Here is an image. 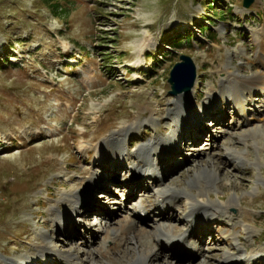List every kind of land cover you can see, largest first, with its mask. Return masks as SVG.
Returning <instances> with one entry per match:
<instances>
[{"label": "rangeland", "instance_id": "rangeland-1", "mask_svg": "<svg viewBox=\"0 0 264 264\" xmlns=\"http://www.w3.org/2000/svg\"><path fill=\"white\" fill-rule=\"evenodd\" d=\"M53 1L62 9L60 16L44 0H0V264L27 259L39 264L26 256L39 248L41 237L36 232L51 230L49 247L56 252L48 255L51 264H63L59 256L68 252H76L82 264H106L97 258L87 260L91 256L87 253H96L97 237L106 228L102 223L108 216L121 222L124 205L141 198L153 219L158 213L155 190L165 185L184 188L211 164L220 168L222 183L221 190L210 196L227 200L237 195L241 221L203 224L207 232L196 241L202 254L188 257L184 250L174 251V264H231L222 260L225 251H236L237 242L234 235L230 241V233L239 238L242 250L253 255L236 264H264V182L255 189L259 173L264 177V147L255 143L264 144V137L251 130L264 129V95L253 96L247 117L240 118L233 104L223 100L208 114L211 121L192 122L178 137V151L157 167L160 181L155 189L151 180H140V191L134 196H128L131 191L126 187L131 172L128 162L134 161L131 151L155 135L166 136L171 127L167 121L154 127L143 123L129 135L128 162L120 170L111 163H94L93 155L80 149L84 143L91 152L90 142L98 143L139 114L142 120L147 118L152 108L156 115L166 113L178 96L169 92L167 79L180 55L191 57L195 65L194 87L184 92H194L189 102L193 106L219 89L227 79L225 70L244 79L255 75L264 61L258 42L264 39V0H253L247 8L243 0H221L212 6L213 12L228 14L227 7H231L227 23L209 20L215 15L207 0ZM202 26L211 28L216 38L201 33ZM189 34L191 40L186 42ZM171 38L181 44L175 45ZM216 97V92L209 95L211 100ZM227 147L248 148L250 164L226 157ZM258 155L259 169L253 164ZM140 159L144 166L150 164L151 158L148 162ZM88 170L100 176L101 182L77 206L81 211L78 222L69 219L62 230L52 228L50 202L75 186ZM199 199L207 200V196ZM186 204L180 199L166 211L178 230L186 227ZM144 219L140 226L153 240L155 225ZM244 226L255 227L251 237L246 236ZM133 245L130 242L120 249L121 257L114 264L137 258ZM155 258L150 264H164Z\"/></svg>", "mask_w": 264, "mask_h": 264}, {"label": "bare ground", "instance_id": "bare-ground-1", "mask_svg": "<svg viewBox=\"0 0 264 264\" xmlns=\"http://www.w3.org/2000/svg\"><path fill=\"white\" fill-rule=\"evenodd\" d=\"M258 42L259 49L264 50V39H259ZM260 65L261 67L258 72L248 79L241 78L234 72L225 70L224 77L227 78L226 81H221L218 90H209L210 92H208L205 101L200 105L195 104L193 106L189 104L191 98L194 97V92L178 95L171 101L172 107H168L166 109V113L156 115L152 108L150 115L147 118L142 120L140 118L141 114H139L136 118H134V121L124 123L119 129L110 132L107 137L99 139V142L97 141L98 143L95 144L94 141L92 143L90 142V146L92 147L91 149L94 152V162H99V164L105 165L108 161L113 163V165H116L118 170L121 169L118 165L119 163L117 162L127 159L129 156V153L127 154L128 146H125V144H131L128 139L129 135L137 132L143 123L154 127L158 122L165 120L167 121V124L169 123L171 126L168 134L166 136H159V134L157 136L155 135L154 137L149 138V140L145 143H142L139 146L137 145L134 150L135 161H130V163H128V165L131 166V172L127 186L131 187L132 194L137 192L136 188L138 187L137 183L139 179H144L146 181L152 180L153 184H157L160 181V178L156 177L160 174L159 170H157V166L164 162L167 155L175 154L178 151L176 147V144L179 142L178 137H181V134L183 135L192 122L198 123L199 117H201L203 113L210 112L215 109L216 104L209 98L210 94L216 92L217 97L215 100L218 98L217 100L220 102L223 100L230 102L231 105L233 104L235 107V110L240 118L247 117V111L250 108L249 106H251L253 96L259 93L264 95V61H261ZM251 130L254 134L264 137V129L260 126H256ZM44 133L49 134L50 132L47 131ZM240 137L244 138L246 141L245 134H242ZM3 142L6 143V140L3 139ZM19 143L21 142L19 141ZM255 146L262 148L264 147V144L256 142ZM89 148L84 143L80 145V149L82 151ZM225 151L226 157H228V155L234 157L239 164L244 166L247 162L250 164V153L248 148H245L244 150H237L235 148L227 147L225 148ZM257 151L259 152V148H257ZM139 157H142V159L147 162L149 161V158H151L149 162L150 164L147 163L148 165L144 166V164L139 162ZM253 164L259 169L262 164L261 157L259 155L256 157V161ZM100 178V176H94V174L88 170L78 180L75 186L63 192L58 200L50 202L49 212L52 228L54 227L60 231L63 229L65 221L69 219L77 221L78 218H80L81 211L78 210L77 206L83 199H85V195L94 189L96 183L100 181ZM202 179H204L203 183ZM261 182H264V177H262L260 172L256 180L255 189H257L258 184ZM221 183L222 179L220 177V168L217 165L211 164L209 165V168L206 167L202 170L199 176H192L187 181L184 188L170 185L169 187L165 185L164 191L162 190L164 187L157 191L155 190L154 204L158 213L154 215L153 219L145 218L143 221L148 222L151 220L154 223L156 232L153 236V240L150 239L151 236L149 233L145 231V226H140L141 217L138 212L139 209L144 208L142 201H139L138 199L134 201L133 204L131 203L132 205H124V211L120 219L121 222L119 221L116 223L118 220H111L107 218L106 221L102 223L104 226L106 223V228L104 229L103 227V230L97 237L98 242L94 247L96 253L91 254L88 252L87 254H90L91 256H87L89 259H86L91 260L92 262L97 261L98 259L100 261L103 260L106 264H114V261L121 257L119 256V253L122 251L120 249H126L128 243L130 242L136 243V245L132 246V249L138 256L137 258L131 257L130 259H127L124 264H150L152 259L155 257V259L160 258L163 261L161 263L164 264H174V262L177 263V261L172 260L176 256L174 251L177 246L180 247L179 249L184 250L188 257H194L195 255L198 256L202 254L203 248L201 249V246L199 247L196 241L200 235H203V232H207L206 229L202 227L203 224L204 226H214L216 223H222L224 220L228 222H233L234 220H237V222L241 221L238 216L241 217L242 208L240 207V202L237 201V195L231 194L227 200H222L219 195L216 196L217 199H213L210 196L211 192L221 190ZM192 188L196 190V193L192 191ZM82 190H84L85 194ZM203 196H207V200L199 199ZM180 199L185 200V203L187 202V209H185L186 211L184 210L186 227L182 230L176 229L173 223V218L169 215V212H166L167 208L171 209V207H169L170 204L175 203ZM117 209L116 210L119 211L121 208ZM237 213L239 215H237ZM114 214L115 213H113V215ZM111 221H114L115 225H111ZM101 227L102 226H100V229ZM254 229V226H244V231L248 238L253 235ZM36 234L41 237V242L36 246L39 248L32 255L26 257H33V259H39L40 261H43V263H48V254L50 252L56 253L52 247H49L53 230L50 232L37 231ZM235 235V233L229 234L231 238L230 241L232 240V236L236 239V251H225L222 255V260L231 264L240 263L242 260L253 256L251 254H247V251L245 252V250H242L244 247L239 242V238ZM139 241H142V243L139 244ZM257 254L258 252L254 253V255ZM60 257L64 261V264H82L76 252H68V254L66 253L65 255H60ZM30 263L32 262L27 259L24 263L10 261L7 264ZM101 263L103 262L101 261Z\"/></svg>", "mask_w": 264, "mask_h": 264}, {"label": "water", "instance_id": "water-1", "mask_svg": "<svg viewBox=\"0 0 264 264\" xmlns=\"http://www.w3.org/2000/svg\"><path fill=\"white\" fill-rule=\"evenodd\" d=\"M253 0H243L245 8L251 5ZM179 62L175 63L169 72L167 82L170 86V93L178 95L179 93L189 92L195 83V65L191 57L180 55Z\"/></svg>", "mask_w": 264, "mask_h": 264}, {"label": "trees", "instance_id": "trees-1", "mask_svg": "<svg viewBox=\"0 0 264 264\" xmlns=\"http://www.w3.org/2000/svg\"><path fill=\"white\" fill-rule=\"evenodd\" d=\"M44 1H46L47 3H49V4H52V6H53V12H54V15L55 16H60L61 14H63L62 13V9H61V7H60V5H59V3L58 2H54L53 0H44ZM207 2V6H208V8H210L211 10H212V13L215 15V18H212V19H209V20H216V19H220L219 20V22L220 23H227L228 21H230L231 20V14H232V8L231 7H227L228 8V14H225V13H214L213 12V10L215 9L214 7H212V6H214L215 4H219V3H221V0H207L206 1ZM59 8H60V10H59ZM209 18H211V17H209ZM207 24H209V26H211V22H207ZM199 31L201 32V33H209V36H210V38H215V34L211 31V28H209V27H207V28H204L203 26L202 27H200V29H199ZM191 35L189 34L186 38H185V40H186V42H188L189 40H191ZM171 40H172V42L175 44V45H177V46H179V44H181V43H178V39H176V38H171ZM182 44H183V42H182ZM111 56L109 55L108 57H105L106 59L107 58H110Z\"/></svg>", "mask_w": 264, "mask_h": 264}]
</instances>
